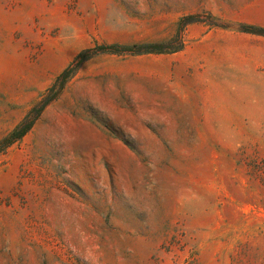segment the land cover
I'll return each instance as SVG.
<instances>
[{
    "label": "rangeland",
    "instance_id": "1",
    "mask_svg": "<svg viewBox=\"0 0 264 264\" xmlns=\"http://www.w3.org/2000/svg\"><path fill=\"white\" fill-rule=\"evenodd\" d=\"M0 264H264V0H0Z\"/></svg>",
    "mask_w": 264,
    "mask_h": 264
},
{
    "label": "trees",
    "instance_id": "2",
    "mask_svg": "<svg viewBox=\"0 0 264 264\" xmlns=\"http://www.w3.org/2000/svg\"><path fill=\"white\" fill-rule=\"evenodd\" d=\"M29 128H30V125L23 128L21 131H16L15 138H17V139L21 138L29 130Z\"/></svg>",
    "mask_w": 264,
    "mask_h": 264
}]
</instances>
